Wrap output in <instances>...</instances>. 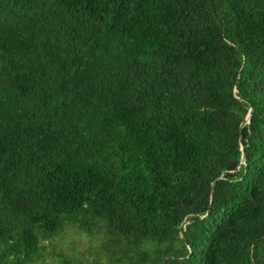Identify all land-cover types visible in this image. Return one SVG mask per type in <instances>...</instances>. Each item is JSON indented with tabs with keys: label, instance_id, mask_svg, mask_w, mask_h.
<instances>
[{
	"label": "trees",
	"instance_id": "trees-1",
	"mask_svg": "<svg viewBox=\"0 0 264 264\" xmlns=\"http://www.w3.org/2000/svg\"><path fill=\"white\" fill-rule=\"evenodd\" d=\"M66 227L264 264V0H0V264Z\"/></svg>",
	"mask_w": 264,
	"mask_h": 264
},
{
	"label": "rangeland",
	"instance_id": "rangeland-1",
	"mask_svg": "<svg viewBox=\"0 0 264 264\" xmlns=\"http://www.w3.org/2000/svg\"><path fill=\"white\" fill-rule=\"evenodd\" d=\"M246 122V117L244 118ZM102 235L91 232L86 234L72 227H66L53 240L46 241L43 253L44 260L40 264H61V258L71 262L81 261L84 264H93L97 261L105 263L100 249ZM59 254L53 258L49 253Z\"/></svg>",
	"mask_w": 264,
	"mask_h": 264
},
{
	"label": "water",
	"instance_id": "water-1",
	"mask_svg": "<svg viewBox=\"0 0 264 264\" xmlns=\"http://www.w3.org/2000/svg\"><path fill=\"white\" fill-rule=\"evenodd\" d=\"M234 90H236V89H234ZM245 117H246V122H247V120H248V114ZM242 162H243V156H241V158H240V163H242Z\"/></svg>",
	"mask_w": 264,
	"mask_h": 264
}]
</instances>
